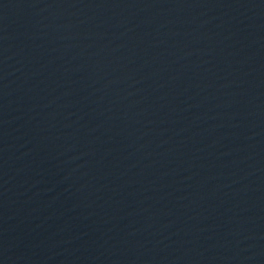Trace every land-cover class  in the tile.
<instances>
[{"label": "water", "instance_id": "water-1", "mask_svg": "<svg viewBox=\"0 0 264 264\" xmlns=\"http://www.w3.org/2000/svg\"><path fill=\"white\" fill-rule=\"evenodd\" d=\"M0 264H264V0H0Z\"/></svg>", "mask_w": 264, "mask_h": 264}]
</instances>
